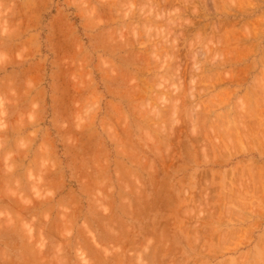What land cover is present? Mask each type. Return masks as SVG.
Masks as SVG:
<instances>
[{"label": "rangeland", "instance_id": "obj_1", "mask_svg": "<svg viewBox=\"0 0 264 264\" xmlns=\"http://www.w3.org/2000/svg\"><path fill=\"white\" fill-rule=\"evenodd\" d=\"M263 16L0 0V264H264Z\"/></svg>", "mask_w": 264, "mask_h": 264}, {"label": "bare ground", "instance_id": "obj_2", "mask_svg": "<svg viewBox=\"0 0 264 264\" xmlns=\"http://www.w3.org/2000/svg\"><path fill=\"white\" fill-rule=\"evenodd\" d=\"M225 1H226V0H225ZM244 1L246 2V0H244ZM227 2H228V1H227ZM231 2H232V1H231ZM250 2H252V1H250ZM185 4H186V3H185ZM205 4H206V3H205ZM216 4H217V3H216ZM244 4H245V3H244ZM252 5H254V4H252ZM231 6H232V5H231ZM248 6H249V4H248ZM250 6H251V5H250ZM255 6H256V5H255ZM186 7H187V5H186ZM233 7H234V6H233ZM187 8L189 9V7H187ZM233 9H234V8H233ZM197 10H198V9H197ZM245 11H247V10H245ZM160 12H161V11H160ZM181 12H184V11H181ZM212 12H213V11H212ZM250 12H251V11H250ZM196 13H197V12H196ZM230 13H231V12H230ZM227 14H228V13H227ZM211 15H212V14H211ZM261 15H262V14H261ZM263 17H264V16H263ZM220 20H221V19H220ZM220 20H219V21H220ZM259 20H260V19H259ZM219 21H218V24H219ZM224 21H225V20H224ZM192 23H193V22H192ZM204 23H205V22H204ZM214 23H215V22H214ZM244 23H245V22H244ZM247 23H248V22H247ZM262 23H263V22H262ZM185 24H187V23H185ZM190 24H191V23H190ZM215 24H216V23H215ZM241 24H242V23H241ZM241 24H240V25H241ZM203 25H204V24H203ZM221 25H222V24H221ZM247 26H248V25L246 24V27H247ZM249 26H251V25H249ZM249 26H248V27H249ZM258 26H259V24H258ZM181 27H182V26H181ZM199 27H200V26H199ZM214 27H215V25H214ZM214 27H213V29H214ZM248 27H247V28H248ZM204 29H205V28H204ZM219 29H220V28H219ZM222 29H223V28H222ZM238 29H239V28H238ZM249 29H250V28H249ZM257 29H259V28H257ZM201 30H202V29H201ZM214 30H215V29H214ZM216 30H217V29H216ZM240 30H241V28H240ZM240 30H239V31H240ZM242 30H247V29H246V28H244V29L242 28ZM242 30H241V31H242ZM204 31H205V30H204ZM212 31H213V30H212ZM239 31H238V32H239ZM247 31H250V30H247ZM187 32H188V31H187ZM187 32H186V33H187ZM241 33H244V32H241ZM259 33H260V32H259ZM208 34H209V33H208ZM208 34H207V35H208ZM251 34H252V32H251ZM183 35H184V34H183ZM209 35H210V34H209ZM213 35H214V34H213ZM252 35H253V34H252ZM255 35H256V34H255ZM257 35H258V34H257ZM184 36H185V35H184ZM244 36H246V35H244ZM209 37H210V36H209ZM214 37H215V40H216V36H214ZM220 37H223V36H220ZM232 37H233V36H232ZM249 37H250V36H249ZM249 37H248V38H249ZM252 37L255 38V36H252ZM210 38H211V37H210ZM220 39H221V38H220ZM220 39H219V41H220ZM195 40H196V39H195ZM222 41H223V40H222ZM228 41H229V40H228ZM195 42H196V41H195ZM199 42H200V40H199ZM216 42H217V41H216ZM216 42H215V43H216ZM249 42H250V41H249ZM249 42H248V43H249ZM230 43H231V42H230ZM232 43H233V42H232ZM255 43H256V42H255ZM207 44H208V43H207ZM190 45H191V44H190ZM212 45H213V44H212ZM249 45H250V44H249ZM253 45H254V44H253ZM209 46H210V45H208V47H209ZM247 46H248V45H247ZM189 47H191V46H189ZM245 47H246V46H245ZM247 48H248V47H247ZM251 48H252V47H251ZM253 48H254V46H253ZM254 49H255V48H254ZM263 49H264V48H263ZM250 50H251V49H250ZM252 50H253V49H252ZM233 51H234V50H233ZM220 53H221V52H220ZM220 53H219V54H220ZM222 54H223V53H222ZM211 55H212V54H211ZM211 55H210L209 57H211ZM229 55H230V54H229ZM231 55H232V54H231ZM235 55H237V54L235 53ZM213 56H214V55H213ZM219 56H220V55H219ZM237 56H238V55H237ZM222 57H223V56H221L220 59H222ZM227 57H228V56H227ZM231 57H232V56H231ZM223 58H224V57H223ZM210 59H211V58H210ZM228 59H230V58L228 57ZM231 59H232V58H231ZM215 60H216V59H215ZM212 61H213V57H212ZM216 61H217V60H216ZM224 61H225V60H224ZM214 62H215V61H213L212 63H214ZM240 62H241V61H240ZM250 62H251V61H250ZM261 62H262V61H261ZM210 63H211V62H210ZM220 64H221V63H220ZM226 64H227V61H226ZM243 65H244V64H243ZM250 65H251V64H249L248 66H250ZM244 66H245V65H244ZM241 68H244V67H241ZM232 69H233V68H232ZM251 69H252V68H251ZM221 70H222V69H221ZM242 70H243V69H242ZM243 71H244V70H243ZM245 72H246V71H245ZM214 73H215V72H214ZM214 73H213V74H214ZM215 74H216V73H215ZM225 74H226V73H225ZM226 75H227V74H226ZM234 76H235V75H234ZM221 77H222V76H221ZM205 78L207 79L206 76H205ZM223 78H224V76H223ZM225 78H226V77H225ZM227 78H229V77H227ZM210 80H211V79H210ZM217 80H219V79H217ZM226 80H227V79H226ZM208 81H209V80H208ZM219 81H220V80H219ZM220 82H221V81H220ZM236 83H237V82H236ZM213 84H214V83H213ZM261 84H262V83H261ZM216 85H217V84H216ZM263 85H264V84H263ZM254 86H255V85H254ZM262 87H263V86H262ZM263 88H264V87H263ZM226 89H227V88H226ZM232 89H233V88H232ZM234 89H235V88H234ZM260 89H261V88H260ZM232 91H233V90H232ZM250 91H251V90H250ZM245 93H246V92H245ZM257 93H259V92H257ZM218 94H220V93H218ZM223 94H224V93H223ZM246 94H247V93H246ZM246 94H245V95H246ZM261 95H262V94H261ZM217 96H218V95H217ZM254 96H255V95H254ZM221 97H222V96H221ZM210 99H211V98H210ZM213 100H215V99H213ZM246 100H247V99H246ZM258 101H259V100H258ZM261 101H262V100H261ZM263 101H264V99H263ZM242 103H243V102H242ZM210 104H211V103H210ZM263 104H264V102H263ZM213 105H214V104H213ZM239 105H240V104H239ZM262 106H263V105H262ZM240 107H241V106H240ZM240 107H239V108H240ZM252 107H253V106H252ZM252 107H251V108H252ZM235 108H236V107H235ZM225 109L227 110V108H225ZM252 109H253V108H252ZM239 110H240V109H239ZM227 111H228V110H227ZM253 111H254V110H253ZM255 111H256V110H255ZM258 111H259V108H258ZM241 112H242V111H241ZM261 112H262V111H261ZM255 113H257V112H255ZM227 114H228V113H227ZM240 114L242 115V114H244V113H240ZM249 114H250V112H249ZM258 114H259V113H257V115H258ZM225 115H226V114H225ZM241 115H240V116H241ZM247 115H248V114H247ZM248 116H249V115H248ZM243 117H244V115H243ZM245 118H247V117H245ZM243 119H244V118H243ZM254 120H256V117L254 118ZM254 120H253V121H254ZM256 121H257V120H256ZM212 122H214V121H212ZM246 122H247V121H246ZM250 122H252V120L249 121V125H250ZM190 123H191V122H190ZM220 123H221V122L219 121V125H222V124H220ZM241 123H242V122H241ZM244 123H245V122H244ZM244 123H243V124H244ZM253 123L255 124V122H253ZM253 123H251V124L253 125ZM212 124H213V123H212ZM245 124H246V123H245ZM256 125H257V124H256ZM208 126H209V125H208ZM246 126H248V124H247ZM220 127H221V126H220ZM239 127H240V126H239ZM250 127H251V126H250ZM179 128H181V127H179ZM214 128H215V126H214ZM221 128H222V127H221ZM247 128H248V127H247ZM247 128H245V129H247ZM252 128H254V127H252ZM252 128H251V130H252ZM177 129H178V128H177ZM215 129H216V128H215ZM261 129H262V128H261ZM217 130H220V129H219V126H218V129H217ZM217 130H216V131H217ZM234 130H235V129H234ZM255 130H256V128H255ZM259 130H260V129H259ZM192 131H193V130H192ZM222 131H223V130H222ZM222 131H221V133H222ZM230 131H231V130H230ZM242 131H243V130H242ZM246 131H249V129L246 130ZM213 132H214V131H213ZM259 132H260V131H259ZM170 133H171V132H170ZM193 133H194V135H195V132H193ZM215 133L217 134V132H215ZM215 133H214V134H215ZM219 133H220V132H219ZM221 133H220V134H221ZM234 133H235V132H234ZM248 133H249V132H248ZM262 133H263V131H262ZM190 134H191V133H190ZM211 134H213V133H211ZM230 135L232 136L231 133H230ZM233 135H234V134H233ZM242 135H243V134H242ZM258 135H259V134H258ZM165 136H167V135H165ZM213 136H214V135H213ZM215 136H216V135H215ZM217 136H218V135H217ZM231 136H230V137H231ZM234 136H236V135H234ZM249 136H250V134H249ZM259 136H260V135H259ZM220 137H221V136H220ZM230 137H229V139L231 140ZM172 138H173V137H172ZM193 138H194V137H193ZM217 138H218V137H217ZM217 138H216V140H217ZM223 138H224V137H223ZM232 138H233V137H232ZM262 138H263V137H262ZM170 139H171V138H170ZM189 139H190V138H189ZM195 139H196V138H195ZM195 139H194V140H195ZM213 139H215V138H213ZM225 139H227V138H224V140H225ZM234 139H235V138H234ZM259 139H260V138H259ZM259 139H258V140H259ZM172 140H173V139H172ZM211 140H212V139H211ZM240 140L242 141V139H240ZM249 140H250V139H249ZM168 141H169V140H168ZM190 141H191V140H190ZM197 141H198V139H196V142H197ZM238 141H239V140H238ZM169 142H170V141H169ZM174 142H175V141H174ZM216 142H218V141H215V143H216ZM229 142H231V141H229ZM229 142H228V144H229ZM239 142H240V141H239ZM242 142H243V141H242ZM162 143H163V140H162ZM218 143H219V142H218ZM224 143H225V141H224ZM234 143H235V141H234ZM240 143H241V142H240ZM243 143H244V142H243ZM246 143L249 144L248 142H246ZM263 143H264V142H263ZM163 144H164V143H163ZM169 144H170V143H169ZM172 144H173V143H172ZM232 144H233V143H232ZM250 144H251V143H250ZM173 145H174V144H173ZM182 145H184V144H182ZM198 145H200V144L198 143ZM164 146H166V144H165ZM167 146H168V144H167ZM184 146H185V145H184ZM195 146H196V145H195ZM168 147H169V146H168ZM170 147H171V145H170ZM170 147H169V148H170ZM173 147H174V146H173ZM199 147H200V146H199ZM202 147H203V146H202ZM219 147H220V146H219ZM219 147H218V148H219ZM235 147H236V146H235ZM248 147H249V146H248ZM166 148H167V147H166ZM174 148H175V147H174ZM226 148H227V147H226ZM230 148H231V147H230ZM237 148H238V147H237ZM164 149H165V148H164ZM170 149H171V148H170ZM203 149H204V148H203ZM245 149H246V148H245ZM262 149H263V148H262ZM220 150H221V148H220ZM170 151H171V150H170ZM221 151H222V150H221ZM263 151H264V150H263ZM158 152H160V151L158 150ZM165 152H166V151H165ZM168 152H169V150H168ZM201 152H204V151L202 150ZM230 152H231V151H230ZM232 152H233V151H232ZM236 152H237V151H236ZM163 153H164V151H163ZM171 153H172V152H171ZM157 154H158V153H157ZM201 154L203 155V153H201ZM204 154H205V153H204ZM220 154H221V153H220ZM225 154H226V153H225ZM230 154H231V153H230ZM164 156H166V155H164ZM159 157H160V156H159ZM202 157H204V155H203ZM160 158H161V157H160ZM169 158H170V157H169ZM159 160H160V159H159ZM253 160H254V159H253ZM217 161H218V160H217ZM159 162H160V161H159ZM161 165H162V164H161ZM247 165H248V164H247ZM262 167H263V166H262ZM165 168H166V167H165ZM256 168H257V167H256ZM254 170H255V169H254ZM252 171H253V169H252ZM167 172H168V171H167ZM238 172H239V171H238ZM253 173H254V172H253ZM233 174H234V173H233ZM245 174H246V173H245ZM255 174H257V173H255ZM234 175H235V174H234ZM234 177L237 178V176H234ZM255 177H256V176H255ZM238 178H239V177H238ZM2 181H3V180H2ZM2 181H1V182H2ZM239 181H240V180H239ZM239 181H238V182H239ZM235 182H236V181H235ZM235 182H234V184H235ZM254 184H255V183H254ZM258 185H259V184H258ZM228 186H229V184H228ZM240 186H242V185H240ZM244 186H245V185H244ZM256 186H257V185H256ZM256 186L254 185V187H256ZM226 187H227V186H226ZM237 187H238V186H237ZM247 187H248V186H247ZM241 188H242V187H241ZM262 188H263V187H262ZM176 189H177V187H176ZM243 189H244V188H243ZM250 189H251V188H250ZM260 189H261V188H260ZM232 190L234 191V189H232ZM239 190H241V189H239ZM261 190H262V189H261ZM261 190H260V191H261ZM173 191H174V190H173ZM235 191H236V190H235ZM249 191H251V190H249ZM253 191H254V190H253ZM260 191H259V192H260ZM174 192H175V191H174ZM230 192H232V191H230ZM233 193H235V192H233ZM233 193H231V194H233ZM237 193H238V192H236V194H237ZM263 193H264V192H263ZM263 193H262V194H263ZM173 194H174V193H173ZM183 194H185V193H183ZM231 194H230V197L232 196ZM240 194H241V193H240ZM233 195H234V194H233ZM237 195H238V194H237ZM225 196H226V195H225ZM235 196H236V195H235ZM184 197H185V196H184ZM228 197H229V196H228ZM236 197H237V196H236ZM224 198H225V197H224ZM208 199H209V198H208ZM17 200H18V199H17ZM226 200H227V198H226ZM245 200H246V199H245ZM248 200H249V199H248ZM237 202H238V201H237ZM239 202H240V201H239ZM226 203H227V202H226ZM224 204H225V203H224ZM237 205H238V204H237ZM246 205H247V204H246ZM239 206H240V204H239ZM242 206H243V205H242ZM244 206H245V205H244ZM260 206H261V205H260ZM224 207H225V205H224ZM208 209H209V208H208ZM178 210H179V209H178ZM182 211H183V210H182ZM184 211H185V210H184ZM212 211H213V210H212ZM219 211H220V210H219ZM244 211H245V210H244ZM26 212H27V211H26ZM220 212H221V211H220ZM228 213H229V212H228ZM253 213H254V212H253ZM256 213H257V212H256ZM183 214H184V213H183ZM223 214H224V213H223ZM231 214H232V213H231ZM235 214H236V213H235ZM184 215H185V214H184ZM242 216H243V215H242ZM242 218H243V217H242ZM242 220H244V218H243ZM183 223H184V222H183ZM165 225H166V224H165ZM161 227H162V226H161ZM179 228H180V227H179ZM164 229H165V228H164ZM190 229H191V228H190ZM190 229H189V230H190ZM247 229H248V228H247ZM160 230H161V229H160ZM236 230H237V229H236ZM158 231H159V230H158ZM183 231H184V230H183ZM192 231H193V230H192ZM210 231H211V230H210ZM238 231H239V230H238ZM146 232H147V231H146ZM149 232H150V231H149ZM156 232H157V231H156ZM164 232H165V231H164ZM164 232H163V233H164ZM188 232H189V231H188ZM188 232H187V233H188ZM203 232H204V231H203ZM221 232H222V231H221ZM221 232H220V233H221ZM157 233H158V232H157ZM166 234H167V233H166ZM166 234H164V235H166ZM191 234H193V233L191 232ZM229 234H230V233H229ZM229 234H228V236H226V237H230ZM231 234H232V232H231ZM233 234H234V233H233ZM233 234H232V236H233ZM239 234H240V233H239ZM239 234H238V235H239ZM243 234H244V233H243ZM116 235H117V234H116ZM196 235H197V234H196ZM241 235H242V234H241ZM117 236H118V235H117ZM161 236H162V235H161ZM168 236H169V235H168ZM222 236H223V235H222ZM222 236H221V237H222ZM232 236H231V237H232ZM226 237H225V238H226ZM234 237H235V235H234ZM164 238H165V237H164ZM167 238H168V237H167ZM167 238H166V239H167ZM189 238H190V237H189ZM191 238H192V237H191ZM161 239H162V238H161ZM195 239H196V238H195ZM223 239H224V237L222 238V240H223ZM258 239H259V238H258ZM258 239H257V240H258ZM219 240H220V239H219ZM222 240H221V241H222ZM260 240H261V238H260ZM161 241H162V240H161ZM161 241H159V242H161ZM223 241H224V240H223ZM162 242H163V241H162ZM127 243H128V242H127ZM131 243H132V242H131ZM218 243H219V242H218ZM218 243H217V244H218ZM220 243H221V242H220ZM222 243H223V242H222ZM226 243H227V242H226ZM194 244H195V243H194ZM162 245H164V242H163ZM171 245H172V244H171ZM171 245H170V246H171ZM219 245H220V244H219ZM260 245H261V244H260ZM165 246H166V245H165ZM167 246H168V245H167ZM167 246H166V247H167ZM159 248H160V247H159ZM161 248H162V247H161ZM163 249H164V248H163ZM168 249H169V248H168ZM259 249H261V248H259ZM164 250H167V249L165 248ZM262 251H264V250H262ZM166 252H167V251H166ZM164 253H165V252H164ZM169 253H170V252H169ZM173 255H174V254H173ZM241 257H242V256H241ZM174 258H175V257H174ZM174 258H173V260H174ZM4 260H5V259H4ZM236 260H237V259H236ZM172 262H173V261H172ZM175 263H176V262H175ZM175 263H174V264H175ZM178 263H179V262H178ZM242 263H243V262H242ZM256 263H257V262H256ZM256 263L254 262V264H256Z\"/></svg>", "mask_w": 264, "mask_h": 264}]
</instances>
